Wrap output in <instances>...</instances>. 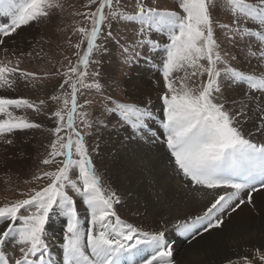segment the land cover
Masks as SVG:
<instances>
[{"label":"snow or ice","instance_id":"obj_1","mask_svg":"<svg viewBox=\"0 0 264 264\" xmlns=\"http://www.w3.org/2000/svg\"><path fill=\"white\" fill-rule=\"evenodd\" d=\"M232 16L227 29L232 41L245 40L252 68H237L230 53L218 43L213 9L216 0H179L177 11L159 10L150 0H135L128 10L126 0H87L77 12L82 25L75 28L79 40L72 45L76 60L65 56L54 71L40 74L22 69L25 56L41 58V52L9 49L4 38L23 27L50 19L63 11L61 0H0V143L12 145L16 134L32 129L51 133L40 169L27 183L35 187L20 197L0 204V264H176L174 246L164 228L144 230L123 219L115 207L120 198L105 187L90 152L86 136L93 126L88 91H102L100 75L93 64L101 51V37L112 36L113 22H137L140 39L133 48H162L158 72L162 77L161 110L149 102H112L113 114L132 136L155 143L166 155L182 186L198 194L200 210L178 220L175 230L195 236L222 229L224 216L238 206L253 203L252 193L264 190V0H220ZM147 25V29L144 26ZM159 32L163 45L148 37ZM127 51V50H126ZM140 53L129 52L123 61L131 64ZM60 78L47 98L12 97L23 84ZM239 95H224L227 89ZM51 102L57 106L52 108ZM31 110L50 121L30 120ZM258 123L245 131L253 119ZM46 181V183H41ZM74 193L79 198L74 199ZM62 220L60 258H54L51 224ZM12 256L9 257L8 253ZM264 264V246L238 253L228 264Z\"/></svg>","mask_w":264,"mask_h":264},{"label":"rangeland","instance_id":"obj_2","mask_svg":"<svg viewBox=\"0 0 264 264\" xmlns=\"http://www.w3.org/2000/svg\"><path fill=\"white\" fill-rule=\"evenodd\" d=\"M126 2L128 10L130 11L135 0H126ZM61 3L63 4V11L56 13L50 19L42 18L38 22L24 27L23 30H19L13 37L4 38H9L6 42L9 49L14 48L17 52L24 51L33 54L35 52H41L43 59L25 56L24 63L20 65L22 69L37 74L42 72L47 73L54 71V66L59 68L61 62L66 64L67 61L64 59L65 56L70 57L73 61L76 60V56L74 55L76 50L72 45H74L80 37L79 34L75 32V28L78 25L83 26V17L76 15V13L86 10L85 6L87 0H61ZM150 3L159 10L177 11L182 14V10L178 7L179 0H150ZM216 3L219 7L213 9V15L218 43L230 53L232 64L237 68H242V62H248L250 59V55L246 49L247 42L243 39H238L236 41L230 40L227 35V29L219 27V25H230L232 23V16L224 10L223 5L220 4V0H216ZM144 28L147 29V25H145ZM111 31L112 36L110 38L106 36L101 37L100 43L102 50L94 53L93 58L100 61V63L91 66V68H94L100 73L96 79L101 83L102 91L90 90L85 96L81 97V99H91L94 101L90 108L93 126L89 130L86 140L89 142L90 152L105 187L115 191L102 174L104 161L99 158V154L102 153L100 150L99 134L107 132L113 133L116 127L118 129L125 127L127 130L128 128L118 121L116 114H113L111 110L112 106L108 103L107 97H111L113 103L124 102L128 104H142L149 102L150 99L153 110L159 114L161 110L159 96L163 91V81L158 72L162 48L152 50L144 47L133 48L136 41L141 38V26L137 22H113ZM146 38L160 41L162 45L167 42L166 35L162 36L160 33L157 35L156 32L149 33ZM133 50L140 53L139 57L134 63H124L123 61L128 57L129 52ZM2 58L3 54L0 53V59ZM149 67H153V73L156 74L155 81L152 84L150 81L146 80V77L143 78L142 74L143 71ZM139 78L146 80L154 87V94H152L150 98H140L131 92V89L138 83L135 79L138 80ZM59 79L60 78L46 80L42 84L38 83L35 88L30 84L28 86L20 84L15 91L4 92V95L12 97L22 96L29 99L47 98L52 88L58 84ZM230 89L231 88L227 89L224 95L233 98L239 95V92L238 95L234 96L227 94ZM50 104L52 108L57 106L51 101ZM24 114H26L30 120L43 122L45 129L50 125V121H48L46 117L42 115L37 116L31 110H27ZM253 116H255V113ZM50 138L51 133L44 129L27 130L16 134V139L11 146L14 147L13 151H8L4 148L0 149L2 154L0 157V204L22 198L19 195L21 191H27L29 188L35 187V184L27 183V181L32 180L35 173L40 169L53 170L55 166H45L41 164V160L46 155V146ZM126 141L127 138H125L124 142ZM4 152L7 154L5 155ZM41 183H46V181ZM69 194L73 195L74 199H77L79 203V198L76 197L74 193L70 191ZM122 205L123 203L121 200L115 205L118 214L126 221L132 223V212L127 209L126 203L124 204V209L121 210ZM61 224L62 220L60 219H55L51 224L54 242L60 239L59 233ZM141 228L147 230L144 227ZM187 238L189 237L187 236ZM172 244L174 246L175 242H172ZM243 246L244 245H231L230 247L234 249L241 248V253H248L250 249ZM8 255L11 257L12 253L9 252ZM231 259L235 260L236 255L232 256ZM228 260L227 256L226 258L224 256L222 261L217 264H228ZM256 264H258V261Z\"/></svg>","mask_w":264,"mask_h":264},{"label":"bare ground","instance_id":"obj_3","mask_svg":"<svg viewBox=\"0 0 264 264\" xmlns=\"http://www.w3.org/2000/svg\"><path fill=\"white\" fill-rule=\"evenodd\" d=\"M156 34L159 35V32ZM8 39H5L6 42ZM242 63V69H249L256 61L249 59ZM153 70L149 67L142 73L151 84L156 78ZM135 80L138 83L131 92L136 96L150 98L154 94V87L146 80ZM238 92L230 89L227 94L234 96ZM254 122L258 123L255 116L245 125V131L252 129ZM99 135L102 151L99 158L104 161L101 171L119 195L123 203L121 210L126 203L127 209L132 212L131 222L137 226L147 230L164 228L167 237L175 242L173 258L176 264H217L224 256L229 259L242 252L241 248L234 249L231 245H244L251 250L264 245V190L252 193V204L244 203L238 206L236 212H228L222 229L205 232L201 228L194 237L188 236L177 232L175 224L198 213L202 202L195 190L189 191L182 186L180 177L173 173L161 147L132 136L125 127H116L113 133ZM254 139L264 141L258 133ZM12 145L0 143V149L13 151ZM59 243L60 239L52 245L54 258L57 259L61 255Z\"/></svg>","mask_w":264,"mask_h":264}]
</instances>
